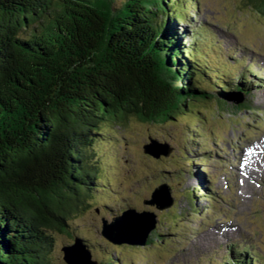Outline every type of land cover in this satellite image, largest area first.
Instances as JSON below:
<instances>
[{"label": "trees", "instance_id": "trees-1", "mask_svg": "<svg viewBox=\"0 0 264 264\" xmlns=\"http://www.w3.org/2000/svg\"><path fill=\"white\" fill-rule=\"evenodd\" d=\"M184 2L0 0V264H52V233L73 235L98 197L109 128L224 109L244 89L207 87L209 63L176 39Z\"/></svg>", "mask_w": 264, "mask_h": 264}, {"label": "rangeland", "instance_id": "rangeland-1", "mask_svg": "<svg viewBox=\"0 0 264 264\" xmlns=\"http://www.w3.org/2000/svg\"><path fill=\"white\" fill-rule=\"evenodd\" d=\"M194 1L201 2V17L191 10L193 22L189 21L186 27L197 29L205 23L214 33L216 45L221 46L219 55L225 57L229 68L240 63L243 72L248 64L253 65L255 73L263 79L258 80L261 86H251L250 93L237 88L229 92L242 99L240 104L246 103V109L228 103L224 109L216 107L201 114L207 107H199L168 124L142 123L130 118L122 126L109 128V134L97 147L105 162L97 184L98 197L90 200L71 222L73 235L52 233L55 238L50 255L52 264H67L62 247L73 244L76 237L85 241L98 264L108 263L104 258L107 254L114 257L112 264L116 261L121 264H225L230 249L242 251L244 246L257 250L264 263V182L257 185V191L253 182L262 180L264 175L261 178L254 175L253 189L242 190L239 183L243 168L240 156L243 158L251 147H261L255 142L264 139V14L250 6L252 0ZM185 42L187 46L192 45L188 39ZM200 45L209 55L217 56L207 33L200 38ZM206 57L213 71L225 66L220 58ZM230 57H236V62ZM224 79L230 81L227 77ZM209 80L213 83L206 84L210 90L223 91L214 86L217 85L214 80ZM229 93L224 92L223 96ZM214 100L219 106L218 100ZM190 133L195 134L193 138L189 137ZM202 136L208 140L207 144L201 140ZM151 139L168 154L159 158L146 155L143 146ZM247 144L243 155L232 148L238 146L241 150ZM209 152L212 155H207ZM205 158L208 163L204 162ZM221 161L226 165L223 174L219 169ZM238 167L239 191L235 177ZM162 185L170 189L172 206L160 211L156 206L144 204ZM211 193L216 201L209 205L207 199ZM240 198L246 200L244 206ZM129 208L155 214L156 228L144 245H115L102 236L103 220L111 223ZM213 234L217 236L214 242L209 239ZM152 238L160 244L158 247L148 244Z\"/></svg>", "mask_w": 264, "mask_h": 264}, {"label": "water", "instance_id": "water-1", "mask_svg": "<svg viewBox=\"0 0 264 264\" xmlns=\"http://www.w3.org/2000/svg\"><path fill=\"white\" fill-rule=\"evenodd\" d=\"M229 96L230 94L224 96L223 99L228 103L240 104V101H235ZM144 151L156 158L160 157L161 154H168L167 151H162L154 141L145 145ZM145 203L155 205L160 211L170 208L173 201L170 199L169 188L162 186L157 189L152 199ZM156 224L157 220L152 212L139 213L134 209H129L120 216L115 217L111 223L103 220L102 236L115 245H144L148 236L156 228ZM62 251L67 264H98L97 261L92 259V253L80 238H76L71 245L63 246Z\"/></svg>", "mask_w": 264, "mask_h": 264}, {"label": "bare ground", "instance_id": "bare-ground-1", "mask_svg": "<svg viewBox=\"0 0 264 264\" xmlns=\"http://www.w3.org/2000/svg\"><path fill=\"white\" fill-rule=\"evenodd\" d=\"M264 149L261 147H251L243 155V168H241L242 173L239 174V183L241 184V189H253L252 180L257 177H263L264 175ZM224 237H227L226 234H223ZM217 238L216 235H211L209 239L215 241Z\"/></svg>", "mask_w": 264, "mask_h": 264}]
</instances>
